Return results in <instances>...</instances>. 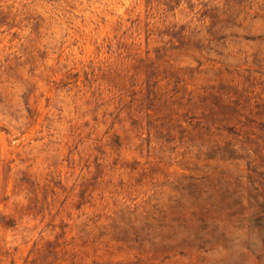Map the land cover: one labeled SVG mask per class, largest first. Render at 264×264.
Masks as SVG:
<instances>
[{
    "label": "rangeland",
    "instance_id": "obj_1",
    "mask_svg": "<svg viewBox=\"0 0 264 264\" xmlns=\"http://www.w3.org/2000/svg\"><path fill=\"white\" fill-rule=\"evenodd\" d=\"M0 264H264V0H0Z\"/></svg>",
    "mask_w": 264,
    "mask_h": 264
}]
</instances>
